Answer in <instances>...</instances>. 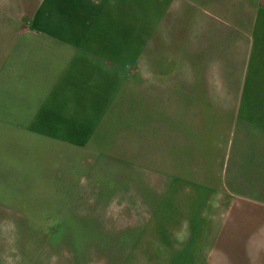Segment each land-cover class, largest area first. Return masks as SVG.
I'll return each mask as SVG.
<instances>
[{
	"label": "crops",
	"instance_id": "obj_1",
	"mask_svg": "<svg viewBox=\"0 0 264 264\" xmlns=\"http://www.w3.org/2000/svg\"><path fill=\"white\" fill-rule=\"evenodd\" d=\"M22 16L28 26H22L26 32L22 38L13 39L16 49L10 61L27 83L23 93L32 119L42 121L48 112L54 113L53 104L69 94L65 90L82 85L81 94L97 96V102L76 109L80 124L77 117L68 123L80 135L83 130L78 127H88V121L110 110L103 97L125 87L131 66L136 94L145 93V87L150 94L154 87L167 88L165 94L185 88L178 92L186 96L185 102L155 108L171 113L161 123L157 119L150 123L153 137L164 138L166 150L179 149L174 146L184 141L190 126L198 136L221 125L220 119H207L202 112L215 117L216 112H244L239 120L225 124L233 127L228 136H234L228 143L229 161L224 177L209 188L228 192L220 206L224 218L197 236L176 231L162 237L164 242L155 249L160 256L154 254L153 242L147 243L151 248L139 241L145 230L136 240L135 221L129 220V226L116 232L122 259L118 264H264V0H27ZM173 46L185 48L187 69L196 63L190 55L203 56L197 63L205 64L201 65L207 75L193 79L196 82L183 71L177 76L166 57L167 48ZM244 64L245 76L239 74ZM173 79L185 80L177 86ZM174 157L165 165V174H186L190 167ZM201 167L205 168L204 162L198 164V173ZM221 171L216 173L222 175ZM151 185L161 190L157 180ZM138 186L141 191L142 185ZM130 189H137V184ZM149 201L151 205V197ZM97 231L100 235L95 237L101 241L107 230ZM131 248L135 253L127 256Z\"/></svg>",
	"mask_w": 264,
	"mask_h": 264
},
{
	"label": "rangeland",
	"instance_id": "obj_2",
	"mask_svg": "<svg viewBox=\"0 0 264 264\" xmlns=\"http://www.w3.org/2000/svg\"><path fill=\"white\" fill-rule=\"evenodd\" d=\"M26 2L0 0V264H118L122 259L116 232L129 226V220L135 221L136 240L145 230L139 241L153 242L151 251L156 255V247L164 242L161 238L173 236L170 233L197 236L212 230L215 221L225 216L220 206L228 194L209 189L224 177L229 161L228 143L234 136H228L233 127L225 124L233 118L239 120L244 112H216V117L202 112L207 119H220L221 125L198 136L190 126L184 141L174 146L179 149L166 150L164 138L153 137L150 123L156 119L161 123L171 113L155 108L185 102L186 96L178 94L185 88L165 94L167 88L154 87L150 94L151 89L145 87V93L136 94L131 66L125 87L103 97L110 110L96 121H88V127H78L83 130L80 135L68 123L77 117L80 124L76 109L97 102V96L81 94L82 85L65 90L69 94L53 104L54 113L48 112L46 120L32 119L23 93L27 83L10 61L16 49L11 46L13 39L22 38L26 33L22 26H28L22 16ZM184 52L183 47L167 48L168 64H174L177 76L183 71L189 81L196 82L193 79L207 75L205 64L197 63L204 57L190 55L196 63L187 69ZM240 72L248 75L246 64ZM184 80L173 79L177 86ZM173 157L190 167L186 174H165V165ZM203 162L205 168L198 173L197 166ZM217 164L222 168H216ZM220 170L222 175L216 173ZM155 180L161 190L151 185ZM134 182L135 190L130 189ZM199 185L205 189H198ZM118 206L122 207L120 213ZM97 229L107 230L101 241L95 237L100 235ZM129 253L133 255L134 248L126 255Z\"/></svg>",
	"mask_w": 264,
	"mask_h": 264
}]
</instances>
